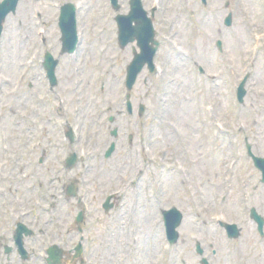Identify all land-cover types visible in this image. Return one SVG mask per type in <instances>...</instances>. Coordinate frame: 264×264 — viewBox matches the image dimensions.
Returning <instances> with one entry per match:
<instances>
[{
  "label": "rangeland",
  "instance_id": "rangeland-1",
  "mask_svg": "<svg viewBox=\"0 0 264 264\" xmlns=\"http://www.w3.org/2000/svg\"><path fill=\"white\" fill-rule=\"evenodd\" d=\"M69 1L33 4L43 8L44 29L54 40L58 36L59 5ZM85 1V51L77 64L73 60L62 62L59 85L53 93L48 92L42 76L31 81L33 96L39 91L43 97L38 107L28 106L13 90L20 75L19 60L24 59L25 47L34 42L29 0H24L9 19L10 28L2 42L6 76L2 72L0 147L7 131L8 144L17 154L14 164L20 170L11 171V163L0 168V220H42L45 234L42 231V247L36 252L45 253L53 241L70 247L79 240L73 220L83 209L90 224L86 228H92L95 238L89 237L94 249L90 253L92 264H182L183 260L193 264L194 222L205 209L194 198L195 185L199 177L205 184L208 176L217 174L221 163L228 161L223 153L238 158L235 179L240 177L248 185L239 186L249 196L245 202L242 196L241 204L264 213V203L258 201L264 185H259L257 172L245 159L244 143L248 139L256 153L264 152V0H208L206 6L200 0H143L146 10L156 7L154 23L161 45L155 61L159 72L140 76L132 91L134 116L118 115L124 108L126 66L134 44L119 48L111 20L115 13L107 0ZM121 3L127 12L128 0ZM228 13L233 16L229 28L223 24ZM81 29L85 30L84 24ZM95 34H99L98 53L94 52ZM217 40L222 41L221 52ZM47 42V48L52 46ZM200 67L204 74L199 73ZM7 74L15 86L4 82ZM245 74L250 75L247 94L244 104H239L236 87ZM28 83L19 85L21 93ZM141 103L147 110L139 118ZM110 116H116L114 124L109 123ZM21 118L27 119L25 125L17 124ZM66 118L77 131L72 148L80 155L78 165L70 171L63 166L71 150L63 134ZM217 124L224 127V134H216ZM177 125L182 129L180 144L177 141L171 147L177 140L172 128ZM115 127L119 129L118 148L106 160L104 152L113 140L109 132ZM129 135L134 136L132 147L128 145ZM7 162L0 149V164ZM68 182L78 185L81 207L66 195ZM202 190L207 199L211 197L209 187ZM115 192L120 199L106 214L101 204ZM233 202L228 208L234 220H249L246 213L236 214L239 204ZM172 206L184 213V223L179 242L169 246L161 211ZM61 229L72 232V241L61 239ZM245 230L249 235L242 240V250L235 249L242 257L235 256L233 264H264L263 247L259 258L263 241L256 228ZM27 245L33 251L32 245ZM1 258L5 261L0 249ZM44 258L39 263L35 258L23 262L15 257L10 264H45Z\"/></svg>",
  "mask_w": 264,
  "mask_h": 264
},
{
  "label": "flooded vegetation",
  "instance_id": "flooded-vegetation-1",
  "mask_svg": "<svg viewBox=\"0 0 264 264\" xmlns=\"http://www.w3.org/2000/svg\"><path fill=\"white\" fill-rule=\"evenodd\" d=\"M260 202L264 203V195L261 196ZM264 208V206H263ZM37 221V220H36ZM14 221L6 220V222L0 221V240L5 241L10 239L14 235L15 225ZM40 224V222H39ZM215 224V221H214ZM216 225V224H215ZM36 226L35 224L33 227ZM196 245H199L201 253L196 251V264H203V260L206 259L208 264H233V259L235 257V243L230 242L229 239L223 234L218 235L217 226L213 225V220H196ZM37 231V230H36ZM35 231V232H36ZM42 229L37 232L33 237L27 238L25 240V245L31 244L32 248L39 249L42 247V240L39 242L42 234ZM30 249V248H29ZM32 251V257L41 259L40 253ZM71 248L65 255L66 263L71 261V264H78L77 260L73 261L72 257L74 253ZM65 263V264H66ZM83 264H88L84 262Z\"/></svg>",
  "mask_w": 264,
  "mask_h": 264
},
{
  "label": "water",
  "instance_id": "water-1",
  "mask_svg": "<svg viewBox=\"0 0 264 264\" xmlns=\"http://www.w3.org/2000/svg\"><path fill=\"white\" fill-rule=\"evenodd\" d=\"M67 17H68V15H67ZM150 24H151L150 21L146 19V20L142 21L140 23V26L135 28L132 32L128 30V28L125 24L123 25L122 41L126 43L130 38H133L134 36H136L138 38V40L140 41V45L142 46V48L144 50L143 55L137 56L129 68V76H128V82H127L128 89L132 88V85L136 79V76L140 72L145 61H149L151 63V67H152V62H151L152 58L147 59L151 55L149 47H148V42L151 41L152 35H153V33L151 31V25ZM227 24H230V19L228 20ZM128 109H129V111L131 110V104L130 103H128ZM114 133H116V132H114ZM112 149L113 148H111V150L108 152V154H110L112 152ZM69 164L72 165L71 160H69ZM70 193H74V192H70ZM80 219H81V216H80L79 220ZM180 220H181L180 213L177 212L175 209H173L172 212L167 213L166 222H167L168 234H169V237L172 241H176V239L178 237L177 233L175 232V228L179 224ZM54 249H50V255H51L50 257H51V259H54L57 262L58 256L54 252ZM52 251H53V253H52Z\"/></svg>",
  "mask_w": 264,
  "mask_h": 264
}]
</instances>
